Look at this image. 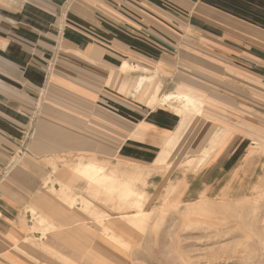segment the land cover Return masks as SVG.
<instances>
[{
  "label": "crops",
  "instance_id": "1",
  "mask_svg": "<svg viewBox=\"0 0 264 264\" xmlns=\"http://www.w3.org/2000/svg\"><path fill=\"white\" fill-rule=\"evenodd\" d=\"M182 90L204 105L179 113ZM19 154L0 185V264L69 256L72 224L48 191L80 161L134 170L152 202L168 187L183 202L250 195L264 177V0H0V168ZM34 207L52 225L35 226Z\"/></svg>",
  "mask_w": 264,
  "mask_h": 264
},
{
  "label": "rangeland",
  "instance_id": "2",
  "mask_svg": "<svg viewBox=\"0 0 264 264\" xmlns=\"http://www.w3.org/2000/svg\"><path fill=\"white\" fill-rule=\"evenodd\" d=\"M177 104L178 111L184 101L179 99ZM22 161L19 154L10 161L11 168H0V185L15 173V163ZM55 172L64 181L48 195L58 202V219L67 217L72 224L69 256L66 248L55 251L59 264H264V177L250 195L238 198L202 197V201L183 202L168 187L157 201H148L146 215L114 219V215L139 211L132 202L142 191L134 185L141 178L135 176L133 182L125 176L117 178L119 184L135 187L136 192L128 196L118 189L109 192L105 185L70 168ZM70 179L72 184H65ZM82 181L86 185H73ZM93 186L101 189V195L100 191L92 193ZM87 199L93 203L88 204ZM33 211L35 226L49 222L38 217L35 207ZM138 218L140 221L131 222Z\"/></svg>",
  "mask_w": 264,
  "mask_h": 264
},
{
  "label": "bare ground",
  "instance_id": "3",
  "mask_svg": "<svg viewBox=\"0 0 264 264\" xmlns=\"http://www.w3.org/2000/svg\"><path fill=\"white\" fill-rule=\"evenodd\" d=\"M131 69V65L129 63H125L124 67H123V71L127 72ZM150 80L149 76H141V78L139 79L138 83V88L141 89L148 81ZM133 93V92H132ZM171 95H167L166 99L171 98ZM177 99H182L184 101V104L181 106V108H179L178 112L181 114H186L188 112H193L196 109H198V107L200 105H204L201 104L202 101L200 99H198L193 91L191 90H182L179 91L178 95L175 96ZM202 108V107H201ZM200 109V108H199ZM194 113V112H193ZM208 156V153L204 155V158ZM173 157V156H172ZM203 157V156H202ZM168 158V153L167 152H163L159 159H158V163H165L166 160ZM203 158V159H204ZM202 159V160H203ZM200 160V162L202 161ZM171 162V161H170ZM189 162H192V159L189 160ZM106 164V163H105ZM166 165V164H164ZM109 167V166H108ZM116 167V166H115ZM123 167V166H122ZM163 167V166H162ZM186 167V166H185ZM168 168V167H167ZM123 169V168H122ZM75 173L82 175V176H86L88 178H90L92 181H94L95 183L98 184H102L105 185V187L107 188V191L109 192H113L115 190H120L122 191L123 194L125 195H133L136 192L135 187L132 186V184H127L124 182H122L121 184L118 183L117 178L120 176H125L128 178L129 182H133L130 181L132 179H134L136 172L134 170H127L124 172H118V171H114L111 170L110 172H108V168L106 167V165L99 163L97 160L94 159H90L88 161H80L79 163H77L75 166H73L72 169ZM141 172V170H140ZM143 173V172H142ZM123 177V178H125ZM126 178V180H127ZM140 178V177H139ZM109 189V190H108ZM98 189L94 190V195L98 194ZM122 195V194H121ZM126 198V197H125ZM130 198V197H129ZM128 198V199H129ZM131 199V198H130ZM149 199V195L145 190H142L140 192L137 193V197L134 198L133 200V205L137 206L139 208V211L137 213H126L123 214L121 216H112V218L117 219V218H122V217H130L131 216H139L140 214L143 213L144 208L146 206V203ZM202 201V199H200ZM204 200V199H203ZM197 201V200H196ZM198 202V201H197ZM202 203V202H201ZM211 204V202H210ZM215 205L214 203L212 204V206ZM217 206H214V208ZM33 209V208H32ZM202 210H207V207L205 206H201ZM35 212V211H32ZM148 212V211H147ZM157 212V211H156ZM39 213V212H38ZM34 214V213H33ZM145 214V213H143ZM147 214V213H146ZM145 214V215H146ZM154 214V213H153ZM38 215V214H37ZM42 215V214H41ZM148 216V215H147ZM39 217V216H38ZM151 217V216H150ZM44 218V216L42 217ZM49 219V218H48ZM141 218L138 219H131L132 223H136L138 221H140ZM154 219V217H153ZM46 220V219H45ZM44 220V221H45ZM106 220V218H102V221L104 222ZM108 220V218H107ZM125 220V219H124ZM39 221V220H38ZM43 221V220H42ZM151 221V220H150ZM106 222V221H105ZM44 223V222H43ZM47 224H50L49 222ZM46 224V225H47ZM52 225V224H50ZM56 226V225H55ZM52 228V227H51ZM59 228V227H58ZM103 228V227H102ZM57 229V228H56ZM36 231V230H35ZM48 231V230H47ZM34 232V231H33ZM43 233V232H42ZM44 234V233H43ZM45 235V234H44ZM43 235V236H44ZM111 239V238H110ZM120 245V244H119Z\"/></svg>",
  "mask_w": 264,
  "mask_h": 264
}]
</instances>
